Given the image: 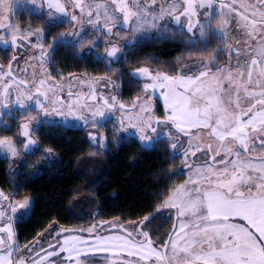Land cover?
Wrapping results in <instances>:
<instances>
[{
	"label": "snow or ice",
	"instance_id": "snow-or-ice-1",
	"mask_svg": "<svg viewBox=\"0 0 264 264\" xmlns=\"http://www.w3.org/2000/svg\"><path fill=\"white\" fill-rule=\"evenodd\" d=\"M69 2L87 17V24L109 35L113 34V28L122 25L140 33L159 29L151 38L167 39L165 33L169 25H161L160 21L168 18L180 25L181 17H184L183 27L187 33L198 36L199 42L205 45V49L198 50L195 55L207 58L197 60L191 74L169 75L152 72L146 67L132 73L151 80L143 85L145 91L163 90L161 95L166 109L162 120L149 114L139 121L140 139L151 141L166 135L171 138L170 147L175 151L179 135L188 137L183 156L184 165L192 174L184 183L175 185L157 208V211L161 208L175 210L172 228L158 243L152 240L147 223L155 217L146 215L141 222H130L131 229L109 224V227L121 228L124 234H96L91 239L75 234L77 231L92 234L97 227L103 228V223L79 230L62 228L49 232L46 248L37 239L31 247L24 245L27 251L22 252L15 240L12 221L19 209H27L29 201L12 203L0 190V201H8L7 204L0 203V233L6 234L0 235V264H90L89 257L96 253H109L110 264L118 261L119 264H264V0L240 4L239 8L235 7L237 0L228 3L218 0L219 11L216 13L211 9L217 0H110L114 6L111 8L108 0ZM19 3L20 0H0V30H3L0 43L4 45L19 47L18 40L22 37H43V29L22 32L18 25L10 22V15L15 13ZM31 3L36 4L37 0H31ZM47 6L60 13L67 11L60 0H48ZM198 9H208L204 12L203 23ZM225 9L234 13L231 19L226 18ZM48 15L52 17L51 12ZM217 15L220 17L218 22ZM71 19L76 21L78 17L73 14ZM233 19L235 27L244 33L242 41L229 40L228 28ZM81 31L82 25L78 31L53 38L48 47L51 49L54 44L64 42V36H80ZM115 35L119 37V33ZM210 36L221 40L225 48H208ZM191 43L194 46L197 40L193 39ZM33 47L40 49V58L48 55L42 43ZM120 51L118 42L106 49L109 57H116ZM220 52H227L228 56V62L223 66L217 64ZM17 59L16 55L12 56L6 71L0 64V107H9L8 98L15 85L17 105L24 108V101H31L36 96L35 104L43 115H49L38 98L43 96L47 100L48 92H41L40 87L35 92L29 91V83L35 81L17 79L13 74V62ZM44 84L45 80L41 79L39 85ZM91 98L95 99L94 94ZM112 100L113 105H109L107 99L103 104L111 109L118 103L115 96ZM119 108L124 110L125 106L119 104ZM146 110L143 106L140 109L141 112ZM53 111L58 115L76 114L71 105L67 113L56 108ZM3 115L0 112V116ZM90 116L102 117L104 112L98 108L92 110ZM78 118L88 122L83 115ZM120 123L123 128V119ZM130 126L136 128L138 124L130 122ZM20 127L27 138L24 148L28 150L36 141L29 134L28 123ZM158 127L161 128L159 133ZM165 127L170 129L167 133L163 131ZM202 130H207L205 134L215 146L212 142L193 143L194 140L201 141ZM0 151L13 157L19 154L13 140L6 137L0 138ZM198 152L203 154L204 164L194 166L190 158ZM236 219L244 223L234 222ZM123 256L136 259H124Z\"/></svg>",
	"mask_w": 264,
	"mask_h": 264
},
{
	"label": "trees",
	"instance_id": "trees-1",
	"mask_svg": "<svg viewBox=\"0 0 264 264\" xmlns=\"http://www.w3.org/2000/svg\"><path fill=\"white\" fill-rule=\"evenodd\" d=\"M19 12L17 18L22 25H29V16L34 23L47 24L50 43L66 27L27 8ZM165 35L167 39H153L154 35H150L128 45L125 55L113 66L95 53L82 54L83 43L59 42L50 53L53 72L118 76L123 83L122 98L132 100L143 90L141 78L132 75L135 69L146 64L175 74L185 60L202 58L195 53L205 49V45L196 39L193 46L183 29L168 27ZM207 47L212 49L210 43ZM6 133L16 134L9 129ZM35 135L41 148L55 150L56 161L46 164L40 156L41 148L31 153L32 162L17 167L9 157L0 155V188L15 198L31 196L33 200L29 214L15 224L20 245L36 239L52 223L77 229L94 220L142 221L146 215L155 217L147 222L150 236H165L171 225L170 215L157 208L172 188L186 178L185 171L176 172L182 155L171 149L169 138L160 137L152 146H144L134 135L113 140L109 134V145L99 150L84 127L59 121L41 122ZM36 163L40 164L37 169Z\"/></svg>",
	"mask_w": 264,
	"mask_h": 264
},
{
	"label": "rangeland",
	"instance_id": "rangeland-1",
	"mask_svg": "<svg viewBox=\"0 0 264 264\" xmlns=\"http://www.w3.org/2000/svg\"><path fill=\"white\" fill-rule=\"evenodd\" d=\"M55 2V0H53ZM61 3L65 4L66 7V13H60L57 12L55 8H48L47 3L48 0H37L36 4H32L31 0H20V3L17 5L16 11L14 14L10 15V22L14 23L19 26V28L22 30V32H28L32 31L35 32L36 29H43V37L42 39L39 38L37 35H32L30 37H22L18 40L19 47H13L11 45H4L3 43H0V47H10V51L6 52L5 54L0 53V64L4 65V70H7V65L11 61V58L13 55H16L18 57L17 61L13 62V74L17 77V79L23 78L28 81H35V83H29L28 90L31 92H35V89L37 87H40V91L48 92V99L45 100L43 96H39L41 103H43L49 112V115H43V113L40 111L39 107L35 104L36 96L33 97V100L31 101H24L26 104V107L21 108L19 105L15 103V96L18 89L15 85H13L12 88V95L8 98V104L9 107L3 108L0 107V112H6V114H13V111H19L21 116L24 115L23 118L20 119V125L24 123L29 124V134L32 139L36 141L35 145H32L29 147L28 150H25L24 144L27 143V138L22 135V131H19L16 136H8L6 133H1L0 131V138H11L13 142L15 143V146L18 151V155L13 157L10 154H6L3 151H0V155L7 156L10 158L11 162L13 163L14 167H17L21 163L24 162H32V159L34 158L31 153H36L40 150V142L38 138L35 135V130L39 127L40 123L43 121H59L64 122L69 126L73 127H84L87 130L88 135L90 136L91 140L94 143V146L96 149L103 150L105 149L109 143L108 138L109 134L110 137L112 135L113 140H118L119 137L125 134L134 135L139 138L141 143L144 146H152L158 138H154L151 141H142L140 139L142 133L139 131V121L143 120L146 116L149 114L154 115L155 118L163 119L166 114L165 104L163 96L161 95L162 89H148L147 91L142 90V92L138 95H136L132 100H127L122 98V79L118 76H114L111 74L103 73V74H87V73H71V74H63L60 71H57L56 73L53 72L52 64L49 62V58L43 57L40 58V49L34 48L33 45L39 43H42L44 45V50L48 52V46L51 44L48 41L49 33L48 30L50 27L47 24H41V23H34L33 17L29 16L27 17V20L29 21L30 25H22L19 22V19L17 18L20 14V10H24L27 8L32 13L38 14L40 16H45L46 20L50 22H62L65 24V28L60 30L58 33V36L60 37L61 34L65 33H72L74 31H78L83 26V31H81L80 36H64L62 39L63 41L70 42V43H83V46L81 48V53H95L99 57H103L107 60V63L111 66L115 64L116 61H118L122 56L126 53V47L130 44L135 43L137 40H139L142 37L155 35L159 29H152L148 32H133L130 27H125L122 25H117L115 28H113V34L109 35L106 33V31L102 29H98L97 27H94L90 24H87L85 21L87 19L86 16H82L80 13L79 8H74L72 6V3L69 2V0H60ZM99 2H103V0H99ZM226 3L230 2V0H225ZM87 3V0H86ZM109 7H114L110 4V0H108ZM253 3V0H237V4L235 7L239 8L240 4H251ZM157 7H159V3L157 4ZM87 10V9H86ZM240 11H243V9H239ZM208 11V9H198V14L201 22H204V12ZM213 13H216L219 11V2L217 0L216 3H214L213 8L211 9ZM225 15L226 18L231 19L232 16H234V13H228L225 9ZM52 13V17H49V13ZM75 14L78 19L76 21H73L71 19V16ZM33 18V19H32ZM216 21L218 22L220 17L217 15L215 17ZM185 23V18L181 17V24L177 25L174 22H171L168 18H165V20L160 21L161 25L168 24L169 27H175V28H182L183 31H186V28L183 27V24ZM196 29H194V32ZM3 30H0V33H2ZM229 32V40L231 42H235L237 40L242 41L244 37V33L242 29H239L235 27V20H231V23L228 28ZM115 33H119V37L115 35ZM190 36L191 41L193 39H199L198 36H193L191 33H187ZM53 37V36H52ZM52 40V39H51ZM210 45L212 49H222L225 48V45L222 43L221 40L216 39L214 37H209ZM113 42H118V47L121 49L119 53H117L116 57H109L107 55L106 49L110 48ZM35 57V58H34ZM4 58V59H3ZM207 58V57H202ZM202 58H191L185 60L183 64H179L178 71L175 74L167 73L162 68L161 69H155L150 65H142L141 67H146L152 72H162L167 73L169 75H177V74H191L192 71H195L196 64L195 62L197 60H200ZM228 62V56L227 52H220L217 54V64L220 66L225 65ZM235 62V57H233V63ZM139 67V68H141ZM26 69V71H23ZM138 69V68H137ZM136 70V69H135ZM135 72V71H134ZM35 73V75H33ZM141 80L142 85L145 83H150L151 80L148 77L141 76L137 74ZM41 79L45 80V84L43 86L39 85V81ZM51 89V90H49ZM71 93V95H69ZM94 94L95 99H92L91 96ZM116 97V101L118 102L113 106L111 109L108 106H105L103 104V100L107 99L109 105H113L114 102L112 100V97ZM119 104H123L125 106L124 110H121L119 108ZM71 105L73 111L76 113L75 115H58L56 112L53 111V108L59 109L62 112L67 113L68 106ZM135 105V107H133ZM145 107L147 110L144 112H141V107ZM30 108V111H29ZM101 109L104 112V116H97L95 118H92L90 116V112L95 109ZM26 110V111H25ZM22 111V112H21ZM85 116L88 119V122H85L84 119H79V116ZM121 119H123L124 127H121ZM10 122V120H8ZM9 122H6L7 125ZM131 123L138 124V127L133 128L130 126ZM3 120L0 116V127L3 126ZM95 125V126H94ZM170 129L168 127H165L163 129L164 133H167ZM173 132L174 129H171ZM194 132L196 130H193ZM157 132H161V128H157ZM207 130H202L201 132V141L194 140L193 143L202 142V143H208L212 142L215 146V142L210 140V138L205 134ZM109 133V134H108ZM93 137L95 139L93 140ZM160 137H165V135H161ZM169 138V137H167ZM188 137L183 136L182 134L179 135V143L177 145V149L175 150L177 153L182 155V161L177 168L176 172H184L186 173V178L184 181L178 183L182 184L184 183L188 178L189 175L192 174L191 170L185 167L184 165V156L183 151L184 148H186ZM169 143L171 144L172 140L169 138ZM51 150V151H49ZM259 151V149H257ZM41 157L46 161V164L52 163L57 160L58 155L55 152L53 148L46 147L41 148ZM202 153H197L195 157L190 158V162L194 164V166H199L204 164V159L202 158ZM243 159V156L241 157ZM220 157H217V160H219ZM38 163H42L40 160H38ZM36 163L35 168L37 169L40 164ZM0 190H2L0 188ZM3 191V190H2ZM4 192V191H3ZM5 195L9 196V201L12 203H19L23 202L25 199L29 201V205L27 209H19L15 216L13 217L12 226L13 231L15 233V240L17 242V234H16V221L21 216H27L30 212V209L32 207V197L31 196H24L22 198H15L10 193L4 192ZM0 203L7 204L8 201H0ZM162 211L166 212V215H170V227L167 228L166 234L169 232V230L172 228V225L174 223V220L172 216L174 215L175 210L174 209H167V208H161ZM6 219V218H5ZM130 222H141L140 220L137 221H122L120 218H112L109 220H94L93 222L85 225H81L80 228L74 229H87L91 227L92 225L96 224L99 225L101 223L104 224V227H97L94 233L89 234L87 232H79L77 231L75 234L82 235L85 238L91 239L96 234H102V235H110V234H124L123 230L121 228L117 227H109V224H115V225H122L123 228L131 229L133 227L132 223ZM234 222L236 223H244L243 221H240L239 219H236ZM2 226V225H0ZM51 227H48L43 233V236H38L36 239L31 241L30 243L26 244L31 247L32 243L39 239L40 242L44 245V247H47V240L50 239L49 232L53 231H59L60 229H68L58 223H52L49 225ZM163 236L162 238H157L152 240L154 242L162 241L166 238ZM0 235H6L0 233ZM18 243V242H17ZM20 248L22 249V252H26L27 249L24 248V245H20ZM39 247V245H37ZM43 255V253H41ZM123 255V254H122ZM110 257L109 253H96L93 256L89 257L90 264H110V260L108 259ZM124 259L129 260H135L134 257H127L123 256ZM119 264V261L117 262Z\"/></svg>",
	"mask_w": 264,
	"mask_h": 264
},
{
	"label": "flooded vegetation",
	"instance_id": "flooded-vegetation-1",
	"mask_svg": "<svg viewBox=\"0 0 264 264\" xmlns=\"http://www.w3.org/2000/svg\"><path fill=\"white\" fill-rule=\"evenodd\" d=\"M41 24L44 25V23H41ZM29 25H30V23H29ZM9 51H10V47H8V46H6V47H0V53L1 54L2 53L5 54L6 52H9ZM51 51H52V48L51 49L48 48V55H47V57L49 58V62H51V58H50ZM29 111H30V108H29ZM3 113H4V115L1 116V119L3 120V124H2L3 126L0 127L1 133H3V132L6 133V131L9 129L12 132H15L16 133L15 136H16L19 131H22V128L20 127L21 125L19 124L20 123V116H21L20 112L19 111H16V112L13 111V114L9 115V114H6V112L4 110ZM8 120H10V122ZM6 122H9V123L6 125L5 124ZM165 137L167 138L166 135H165Z\"/></svg>",
	"mask_w": 264,
	"mask_h": 264
}]
</instances>
